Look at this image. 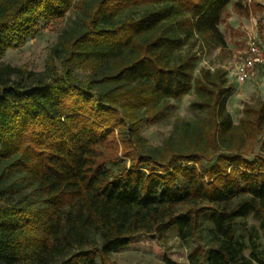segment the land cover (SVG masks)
<instances>
[{
	"label": "trees",
	"instance_id": "trees-1",
	"mask_svg": "<svg viewBox=\"0 0 264 264\" xmlns=\"http://www.w3.org/2000/svg\"><path fill=\"white\" fill-rule=\"evenodd\" d=\"M231 1L82 0L39 72L3 56L74 0H0V264H116L140 232L188 239L205 221L209 248L162 264H264V102L235 123L232 85L195 74L191 51L226 45ZM192 89L206 119L152 146L143 123Z\"/></svg>",
	"mask_w": 264,
	"mask_h": 264
},
{
	"label": "rangeland",
	"instance_id": "rangeland-1",
	"mask_svg": "<svg viewBox=\"0 0 264 264\" xmlns=\"http://www.w3.org/2000/svg\"><path fill=\"white\" fill-rule=\"evenodd\" d=\"M81 1L74 0L71 9L59 19H40L38 32L30 35L20 46L8 49L3 60L14 65H26L35 71H43L50 48L57 42L59 34L75 24ZM236 1H241L240 8L235 6ZM250 3L264 5V0H232L224 10L219 27L225 37V46L200 43L199 40L191 49L197 55L195 74H198L201 68L219 70L224 74L227 83L232 85L227 108L235 123L239 122L246 103L260 105L264 102L263 67L256 77L247 81L239 82L236 77V71L246 56L250 40L256 39L264 45V9L252 14L248 11ZM142 12L143 7L132 11L136 16ZM78 76L85 78L82 71L78 72ZM199 101L194 89L178 99L171 100L164 114L154 121L143 123L142 134L152 146L163 145L167 137L175 133L182 120L206 119L208 109L199 106ZM246 221L248 224L258 225L253 216H249ZM208 228L209 223L205 221L199 234L188 239H182L176 229L169 230L162 240L155 234L140 232L132 237L126 247L112 253L111 259L116 264H162L167 256L178 262L191 263V254L199 245L207 250L212 244ZM237 230L238 233L246 234L240 225ZM250 251V248L245 249L246 254H250ZM196 264H206V253L198 254Z\"/></svg>",
	"mask_w": 264,
	"mask_h": 264
},
{
	"label": "built area",
	"instance_id": "built-area-1",
	"mask_svg": "<svg viewBox=\"0 0 264 264\" xmlns=\"http://www.w3.org/2000/svg\"><path fill=\"white\" fill-rule=\"evenodd\" d=\"M264 65V45L256 39L249 42L246 56L242 59L236 77L239 82L247 81L256 77Z\"/></svg>",
	"mask_w": 264,
	"mask_h": 264
},
{
	"label": "crops",
	"instance_id": "crops-1",
	"mask_svg": "<svg viewBox=\"0 0 264 264\" xmlns=\"http://www.w3.org/2000/svg\"><path fill=\"white\" fill-rule=\"evenodd\" d=\"M258 4H261V3H258ZM262 5V4H261Z\"/></svg>",
	"mask_w": 264,
	"mask_h": 264
}]
</instances>
